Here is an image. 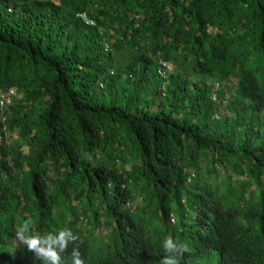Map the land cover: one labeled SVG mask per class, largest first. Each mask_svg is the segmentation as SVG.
Wrapping results in <instances>:
<instances>
[{
    "label": "trees",
    "instance_id": "16d2710c",
    "mask_svg": "<svg viewBox=\"0 0 264 264\" xmlns=\"http://www.w3.org/2000/svg\"><path fill=\"white\" fill-rule=\"evenodd\" d=\"M8 89L0 264H45L29 217L84 264H160L167 238L179 264H264V0H0Z\"/></svg>",
    "mask_w": 264,
    "mask_h": 264
},
{
    "label": "clouds",
    "instance_id": "9594fccd",
    "mask_svg": "<svg viewBox=\"0 0 264 264\" xmlns=\"http://www.w3.org/2000/svg\"><path fill=\"white\" fill-rule=\"evenodd\" d=\"M31 217L25 219L15 230L16 239L32 253L33 257L45 264H61L62 254L68 252L69 245H73L70 256L72 264H84L79 246L76 244L79 237L71 229L63 228L57 232L41 234L33 231ZM165 253L160 264H179L185 253L189 252V245L183 241H174L167 238L163 241Z\"/></svg>",
    "mask_w": 264,
    "mask_h": 264
},
{
    "label": "rangeland",
    "instance_id": "374dc122",
    "mask_svg": "<svg viewBox=\"0 0 264 264\" xmlns=\"http://www.w3.org/2000/svg\"><path fill=\"white\" fill-rule=\"evenodd\" d=\"M15 139H17V137H16V132L15 131H13V132H10V134L8 135V138H7V141L8 142H10V141H13V140H15ZM19 142H23L22 141V139H20L19 138V140H18ZM127 153V152H126ZM127 156H128V154H126ZM127 167H129L128 165H127ZM216 169H217V171L215 172V173H212V172H208V171H206V169H204L203 168V170L200 172V176H203V178L206 180V182H208V183H211V184H213V185H217L218 186V188L220 189V190H223L224 189V185H223V180L227 177V175H228V173H226V171H227V169L226 168H224L223 166H219V165H217L216 166ZM252 187V186H251ZM246 194H248V191L246 192ZM74 202H76L75 200H74ZM16 215V214H15ZM17 216V215H16ZM173 217H174V219H176L175 218V216L173 215ZM18 226V224H16V227ZM107 232H109V229H104L103 230V236H105V234L107 233ZM168 237V236H167ZM98 241L99 240H93V243L96 245L97 243H98ZM12 243L14 244V243H16V240L15 239H13L12 240Z\"/></svg>",
    "mask_w": 264,
    "mask_h": 264
},
{
    "label": "built area",
    "instance_id": "2783aa9c",
    "mask_svg": "<svg viewBox=\"0 0 264 264\" xmlns=\"http://www.w3.org/2000/svg\"><path fill=\"white\" fill-rule=\"evenodd\" d=\"M82 17H86L85 12H80L78 13ZM90 21V20H89ZM162 66L164 67L161 69V73L164 74L166 71L170 70L173 67V64L168 62V61H162L161 62ZM217 88V86H215ZM13 94L12 89H8L0 94V109L2 106L8 101L9 97ZM2 118L4 117L3 115L1 116Z\"/></svg>",
    "mask_w": 264,
    "mask_h": 264
}]
</instances>
